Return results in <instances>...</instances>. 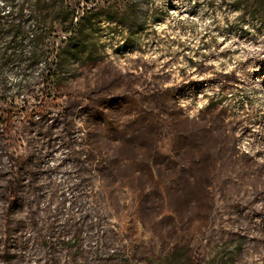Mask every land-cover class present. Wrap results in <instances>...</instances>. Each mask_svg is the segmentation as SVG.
I'll return each instance as SVG.
<instances>
[{
    "label": "rangeland",
    "instance_id": "rangeland-1",
    "mask_svg": "<svg viewBox=\"0 0 264 264\" xmlns=\"http://www.w3.org/2000/svg\"><path fill=\"white\" fill-rule=\"evenodd\" d=\"M17 1L44 53L0 74V264H264V11Z\"/></svg>",
    "mask_w": 264,
    "mask_h": 264
},
{
    "label": "trees",
    "instance_id": "trees-1",
    "mask_svg": "<svg viewBox=\"0 0 264 264\" xmlns=\"http://www.w3.org/2000/svg\"><path fill=\"white\" fill-rule=\"evenodd\" d=\"M0 3V74L8 67L19 69L21 65L24 70H27L31 67V62L39 59L44 53V49L36 45H28L29 49L25 50L27 45H24L23 42L28 37H17L15 34L24 29L26 26L24 24L29 23L31 10L17 0H0ZM205 6L212 11L231 9L239 14L238 21L245 19L260 20L263 16L264 0H206ZM25 9L28 10V14L23 13ZM67 14H70V16H65L66 19L64 18L63 22H67L68 27L79 24L80 18H77L75 11L71 10V13L66 12ZM112 23L123 24L122 20L112 21ZM141 24L144 25V21H141ZM5 35H9L10 38L6 40ZM30 41H34V38H31ZM244 244L245 239L240 237L237 249H240V246ZM79 252L73 253L71 262L75 261V264H77L76 262L83 255L81 254L82 252ZM11 259L7 258L5 262L8 263ZM108 262V259H91V264H104Z\"/></svg>",
    "mask_w": 264,
    "mask_h": 264
}]
</instances>
